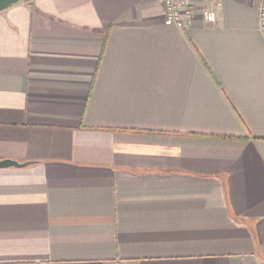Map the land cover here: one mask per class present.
Masks as SVG:
<instances>
[{
  "label": "crops",
  "instance_id": "0c3cea01",
  "mask_svg": "<svg viewBox=\"0 0 264 264\" xmlns=\"http://www.w3.org/2000/svg\"><path fill=\"white\" fill-rule=\"evenodd\" d=\"M192 1L0 11V264H264L259 0Z\"/></svg>",
  "mask_w": 264,
  "mask_h": 264
},
{
  "label": "built area",
  "instance_id": "2783aa9c",
  "mask_svg": "<svg viewBox=\"0 0 264 264\" xmlns=\"http://www.w3.org/2000/svg\"><path fill=\"white\" fill-rule=\"evenodd\" d=\"M163 11V22L165 25L175 26L179 29H184L194 15V6L192 0H161ZM259 17L260 26L264 34V0H259ZM205 21L215 22V10L205 8L203 11Z\"/></svg>",
  "mask_w": 264,
  "mask_h": 264
},
{
  "label": "water",
  "instance_id": "95a60500",
  "mask_svg": "<svg viewBox=\"0 0 264 264\" xmlns=\"http://www.w3.org/2000/svg\"><path fill=\"white\" fill-rule=\"evenodd\" d=\"M22 1H29V0H0V11L10 7L11 5H13L14 3H18V2H22ZM27 163H21L15 160H11V159H4L0 160V168H4V167H10V166H14V167H22L24 165H26Z\"/></svg>",
  "mask_w": 264,
  "mask_h": 264
}]
</instances>
